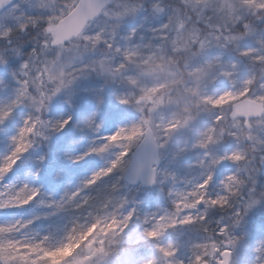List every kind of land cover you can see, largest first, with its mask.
<instances>
[{"label":"clouds","instance_id":"1","mask_svg":"<svg viewBox=\"0 0 264 264\" xmlns=\"http://www.w3.org/2000/svg\"><path fill=\"white\" fill-rule=\"evenodd\" d=\"M30 9L27 23L0 33V47L15 46V36L23 52L14 63L0 59V109L12 106L0 119V140L24 129L29 150L12 179L64 200L63 214L45 224L67 230L102 216L105 227L95 241L105 250L104 264H142L145 244L153 243L145 235L153 210L183 213L201 191L197 185L210 180L208 264L225 247L231 264H264L255 250L264 239V118L233 123L229 107L208 127L213 114L160 103L165 94L198 87L193 76L219 50L264 36V0H100L79 32L58 43L48 25L80 16L84 0H33ZM257 52L248 58L256 61L250 83L236 92L248 87L264 95V50ZM159 68L164 71L148 78ZM119 129L129 131L111 140ZM105 138L108 148L93 153ZM124 148L141 156V167L105 171L84 189ZM85 197L88 206H80ZM92 252L85 245L69 264ZM87 264H98V255Z\"/></svg>","mask_w":264,"mask_h":264},{"label":"snow or ice","instance_id":"2","mask_svg":"<svg viewBox=\"0 0 264 264\" xmlns=\"http://www.w3.org/2000/svg\"><path fill=\"white\" fill-rule=\"evenodd\" d=\"M84 8H87V4H84ZM23 25L21 24L19 27ZM12 29L10 24H5L4 32L10 34ZM48 31L57 43L61 41L54 24L48 25ZM243 55L257 56L258 52L249 46L244 49ZM223 75L228 76L231 73L225 72ZM132 83L134 84L135 80ZM248 83L250 81L247 79L241 82L242 85ZM252 95L250 88L242 87L239 92L227 90L220 92L215 98L205 96L204 102L212 109H223L231 107L222 104L225 97L237 96L244 99ZM145 98L151 100L152 96L146 93ZM258 98L264 101V95H259ZM11 112L12 106L0 109V119L6 120ZM232 114L240 117L237 124L245 117L250 122L264 118V110L261 109H253L248 112L234 111ZM213 115V123L209 124L208 127H214L222 119L218 113H213ZM70 122L71 119L69 118L67 121H63L62 125L66 126ZM33 130L29 129L28 132L31 133ZM128 131L127 129H119L110 135V139L116 140L122 132ZM134 134L132 132L128 139L131 140ZM108 139L105 138V143L94 148L92 152L105 151L108 148ZM28 150L24 129H21L16 136H9L5 140H0V212L8 213L32 209L27 216L22 215L15 219L0 218V264H69L79 249L85 245L93 249V252L90 257H84L80 264H87L89 260L95 259L98 252L106 254L103 248L96 249L95 241L96 232L105 227V218L102 216L98 215L94 222L88 224L74 222L72 227L67 230L51 223L45 224V222L60 217L66 210V206L63 199L58 200L54 196L44 198L41 189L29 181L12 179L16 165ZM129 153L130 148H124L112 161L110 168L98 170L84 182V189L92 187L93 182L98 183L105 171L110 173L113 169L120 167L135 171L141 167V156L138 154L130 156ZM80 158L83 157L77 159ZM196 164L199 166V161ZM210 184L211 181L206 180L197 185L201 191L197 192L194 198L190 197L192 207L185 208L183 213L162 211L152 214L145 220L148 225L145 235L154 243L153 249L146 252L142 258V264H208V246L211 240L208 236V229L204 226L208 220V215L204 209L209 200L204 190ZM90 199L91 197H85L84 200L80 201V206L87 207L86 201ZM33 205H35L34 208ZM162 221L165 223H161ZM108 222L110 223V221ZM220 231L221 229H217V233ZM173 233L184 235V240H177L173 237L165 241V237ZM191 233H196L195 237L191 236ZM217 233H213V236ZM255 250L258 257L264 258V239L255 242ZM61 254H63L62 258ZM231 258L232 250L225 247L222 251H217L214 264H231Z\"/></svg>","mask_w":264,"mask_h":264},{"label":"rangeland","instance_id":"3","mask_svg":"<svg viewBox=\"0 0 264 264\" xmlns=\"http://www.w3.org/2000/svg\"><path fill=\"white\" fill-rule=\"evenodd\" d=\"M33 0H17V2L8 10L3 12L0 16V33L5 30V24L8 23L13 29L18 28L19 25L28 22L30 15H33L30 9ZM56 26V24H54ZM15 46L10 45L7 49L0 47V59H8L10 61H15L18 55H23L22 48L18 46V38H13ZM18 42V43H17ZM5 41H0V45H3ZM252 47L254 51L264 50V36H254L247 40L234 41L227 51L219 50V52L214 56L212 65L205 66L200 72L193 76V80L196 82L198 87H194L190 92L183 94L175 93L165 94L161 97L160 103L168 105L173 110L177 107H183L192 112H198L201 114H213L222 113L229 109L225 107L223 109H212L208 104L204 102L205 96H212L215 98L220 92L223 91H235L241 85V82L246 79V77L254 71L253 65L256 61H249L250 56L243 55V51L247 47ZM12 65L10 64V67ZM4 69L0 66V72ZM163 68L154 69L148 74V78L153 75L162 73ZM228 72L231 75L225 76L223 73ZM211 73V79L209 80L208 74ZM259 95L253 94L248 98L240 99L237 96L225 97L222 101L224 105H230L231 112L233 110L232 106L239 101L246 99L253 100L255 102H260L264 104V101L259 100ZM233 121V120H232ZM233 123H237L233 121ZM39 211V209H36ZM32 211V209H26L23 211H13L8 213L0 212V218H10L15 219L20 216H27ZM156 210H153L155 214ZM150 217V216H149ZM259 219V218H258ZM165 223V222H161ZM191 236L195 237L196 233H191ZM175 237L177 240H184L185 236L177 233H173L170 236L165 237V241ZM154 243V242H153ZM153 243H146V252H150L153 249ZM98 264H104V255L102 253H97ZM63 254H61L62 258Z\"/></svg>","mask_w":264,"mask_h":264},{"label":"water","instance_id":"4","mask_svg":"<svg viewBox=\"0 0 264 264\" xmlns=\"http://www.w3.org/2000/svg\"><path fill=\"white\" fill-rule=\"evenodd\" d=\"M16 0H0V14L1 12L7 10L9 7L12 6V4L15 2ZM100 0H84V4H87V8H84V11L81 13L80 16L72 19L70 22L68 23H62V24H58L57 25V31L59 33L60 39H66L68 36L70 35H75L76 33L79 32L80 27H82L83 25V21L87 19V17L91 14H93L96 9L97 6L99 5ZM233 112H248L251 111L253 109H261L264 110V107L262 104L260 103H256L254 101L251 100H246V101H242L240 103L235 104V106H233ZM232 112V113H233ZM231 117L233 120L239 119V116H233V114H231ZM245 119H247V117H245Z\"/></svg>","mask_w":264,"mask_h":264},{"label":"trees","instance_id":"5","mask_svg":"<svg viewBox=\"0 0 264 264\" xmlns=\"http://www.w3.org/2000/svg\"><path fill=\"white\" fill-rule=\"evenodd\" d=\"M13 38H17V37L14 36ZM18 46H20L19 43H18Z\"/></svg>","mask_w":264,"mask_h":264}]
</instances>
